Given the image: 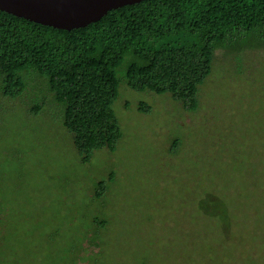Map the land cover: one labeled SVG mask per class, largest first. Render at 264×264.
Listing matches in <instances>:
<instances>
[{"label":"rangeland","instance_id":"374dc122","mask_svg":"<svg viewBox=\"0 0 264 264\" xmlns=\"http://www.w3.org/2000/svg\"><path fill=\"white\" fill-rule=\"evenodd\" d=\"M199 100L123 83L117 150L84 164L44 82L0 91L5 264H264V49L218 50Z\"/></svg>","mask_w":264,"mask_h":264},{"label":"trees","instance_id":"16d2710c","mask_svg":"<svg viewBox=\"0 0 264 264\" xmlns=\"http://www.w3.org/2000/svg\"><path fill=\"white\" fill-rule=\"evenodd\" d=\"M254 49H264V0H146L72 31L0 11V91L16 99L29 89L31 76L44 82L61 108L62 126L87 164L98 151L115 152L123 137L113 109L123 83L136 92L169 94L196 112L216 52ZM40 100L33 115L46 103ZM140 110L147 114L151 108L143 104ZM172 151L176 153L177 142ZM107 192L106 183L99 182L95 198ZM204 200L213 202L214 196L203 194ZM4 204L1 196L0 220L7 216ZM218 219L226 223L222 216ZM8 231L6 225L0 233L4 264ZM18 256L12 253L13 263Z\"/></svg>","mask_w":264,"mask_h":264},{"label":"water","instance_id":"95a60500","mask_svg":"<svg viewBox=\"0 0 264 264\" xmlns=\"http://www.w3.org/2000/svg\"><path fill=\"white\" fill-rule=\"evenodd\" d=\"M146 0H0V11L54 29H83L109 12Z\"/></svg>","mask_w":264,"mask_h":264}]
</instances>
